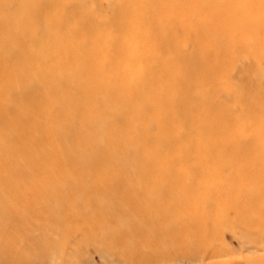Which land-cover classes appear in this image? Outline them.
I'll return each instance as SVG.
<instances>
[{"label":"bare ground","instance_id":"bare-ground-1","mask_svg":"<svg viewBox=\"0 0 264 264\" xmlns=\"http://www.w3.org/2000/svg\"><path fill=\"white\" fill-rule=\"evenodd\" d=\"M177 1L0 0V264H264V0Z\"/></svg>","mask_w":264,"mask_h":264},{"label":"rangeland","instance_id":"rangeland-1","mask_svg":"<svg viewBox=\"0 0 264 264\" xmlns=\"http://www.w3.org/2000/svg\"><path fill=\"white\" fill-rule=\"evenodd\" d=\"M189 1H195V0H180V1H177L176 3H177V7L179 8V10H180V7L185 8V5L187 6L186 3L189 2ZM214 6H215V4L208 5L207 8H206L207 12H212L211 10H212V8H214ZM54 12H56V8L54 9ZM185 16H181L180 19L185 20L186 19ZM202 20L203 19H201V21ZM73 21H75V19H73L70 22H73ZM198 22H200V20L199 21H193L194 24L192 26L196 27L197 26L196 23H198ZM168 27H170V26H168ZM60 29L61 28H59V33L63 34L62 33L63 30L62 29L60 30ZM261 65H263V64H261ZM222 239H223V241L226 244H228L229 246L234 248L235 251H237V252L240 251L239 244L236 242V240L234 238L230 237L229 234H226ZM243 252H245V251H243ZM78 258L81 259V262H84V264H103L102 260L98 256V252H96L95 250H93V248H90V247L89 248L85 247L83 249H80V252L78 254ZM235 258H236V260H238L239 256L237 255ZM108 260H110V259H108Z\"/></svg>","mask_w":264,"mask_h":264}]
</instances>
